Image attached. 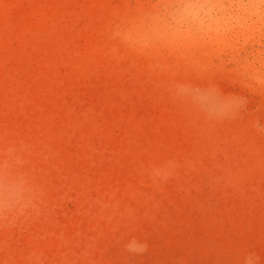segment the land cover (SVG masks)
<instances>
[{
	"label": "rangeland",
	"instance_id": "1",
	"mask_svg": "<svg viewBox=\"0 0 264 264\" xmlns=\"http://www.w3.org/2000/svg\"><path fill=\"white\" fill-rule=\"evenodd\" d=\"M0 264H264V0H0Z\"/></svg>",
	"mask_w": 264,
	"mask_h": 264
}]
</instances>
